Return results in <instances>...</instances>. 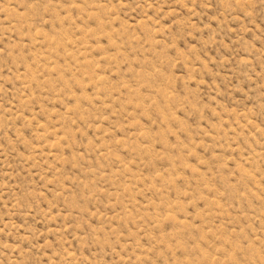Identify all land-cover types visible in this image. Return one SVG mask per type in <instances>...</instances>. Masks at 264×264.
Here are the masks:
<instances>
[{
  "label": "rangeland",
  "instance_id": "rangeland-1",
  "mask_svg": "<svg viewBox=\"0 0 264 264\" xmlns=\"http://www.w3.org/2000/svg\"><path fill=\"white\" fill-rule=\"evenodd\" d=\"M0 264H264V0H0Z\"/></svg>",
  "mask_w": 264,
  "mask_h": 264
}]
</instances>
